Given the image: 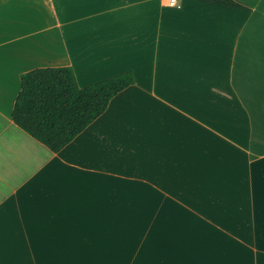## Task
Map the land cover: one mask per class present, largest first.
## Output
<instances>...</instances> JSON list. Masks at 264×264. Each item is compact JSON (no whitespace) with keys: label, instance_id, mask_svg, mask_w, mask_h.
<instances>
[{"label":"crops","instance_id":"obj_1","mask_svg":"<svg viewBox=\"0 0 264 264\" xmlns=\"http://www.w3.org/2000/svg\"><path fill=\"white\" fill-rule=\"evenodd\" d=\"M0 0V264H264V0ZM134 82L58 152L20 74Z\"/></svg>","mask_w":264,"mask_h":264},{"label":"trees","instance_id":"obj_2","mask_svg":"<svg viewBox=\"0 0 264 264\" xmlns=\"http://www.w3.org/2000/svg\"><path fill=\"white\" fill-rule=\"evenodd\" d=\"M134 82L131 71L80 87L70 66L37 67L20 74L13 121L58 152Z\"/></svg>","mask_w":264,"mask_h":264},{"label":"built area","instance_id":"obj_3","mask_svg":"<svg viewBox=\"0 0 264 264\" xmlns=\"http://www.w3.org/2000/svg\"><path fill=\"white\" fill-rule=\"evenodd\" d=\"M168 4L170 6H174V7H181V2L180 0H168Z\"/></svg>","mask_w":264,"mask_h":264}]
</instances>
